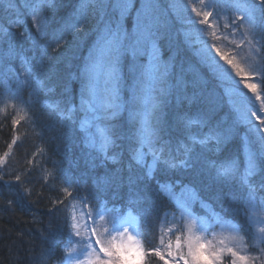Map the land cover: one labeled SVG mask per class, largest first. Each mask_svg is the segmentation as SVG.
<instances>
[{
    "label": "snow or ice",
    "instance_id": "obj_1",
    "mask_svg": "<svg viewBox=\"0 0 264 264\" xmlns=\"http://www.w3.org/2000/svg\"><path fill=\"white\" fill-rule=\"evenodd\" d=\"M0 6L17 13L10 27L21 24L16 0ZM65 7L39 0L29 8L31 28L19 33L29 49L0 38V83L13 74V98L30 118L38 106L80 150L72 167L83 161L85 170L59 185L63 198L50 209L77 238L67 264H264V99L257 93V106L243 91L255 93L257 83L236 62L264 91V0ZM217 225L228 235L206 241Z\"/></svg>",
    "mask_w": 264,
    "mask_h": 264
},
{
    "label": "trees",
    "instance_id": "obj_2",
    "mask_svg": "<svg viewBox=\"0 0 264 264\" xmlns=\"http://www.w3.org/2000/svg\"><path fill=\"white\" fill-rule=\"evenodd\" d=\"M37 3L39 0H16L22 20L19 26L12 27L9 26V18L17 13L4 12V6H0V38L4 41L11 39L17 47L22 44L23 48L29 49L30 41L22 40L19 33L31 28L29 8ZM73 3L74 0H65V11ZM10 33L16 34L14 39ZM4 48L7 49V43ZM10 66L19 68V61H12ZM9 77L0 83V157L8 153L4 164H0V175L4 176L0 181V264H39L42 257L47 258L50 264H60L61 257L65 258L70 232L64 230L62 221L50 209L58 197L63 198L59 185L69 176L78 177L85 170L83 161L80 168L72 167V161L80 157V150L73 139L64 135L66 130L36 105H32L35 116L30 118L25 104L13 98L12 93L18 85L13 74ZM19 91L21 99L27 101L32 88L25 83L19 86ZM13 140L15 144H12ZM9 144H12L10 152ZM45 148L46 152L42 154ZM231 151H236V148ZM53 161L59 162L57 166L63 170L55 183ZM26 169L30 170L27 176ZM18 174L21 175L19 182L15 180ZM88 183L91 187L90 180ZM197 212L204 214L199 208ZM239 219L244 220L243 217ZM152 227L157 229L155 244L159 246L160 226L154 223Z\"/></svg>",
    "mask_w": 264,
    "mask_h": 264
},
{
    "label": "rangeland",
    "instance_id": "obj_3",
    "mask_svg": "<svg viewBox=\"0 0 264 264\" xmlns=\"http://www.w3.org/2000/svg\"><path fill=\"white\" fill-rule=\"evenodd\" d=\"M165 2H166V0H161V3H162V4H165ZM208 38L210 39V36H209ZM236 62H237L238 64H240L241 67L245 68L244 79L247 80V82H249V83H257V88H256V92H255V93L252 92V91L249 90V89H246V88H244L243 91L247 94V96H249V97L252 98V100L254 101V103H255L257 106H259L260 101L255 100V96H256V94H257V93H261V99H264V91H262V86L258 83V79H259V78H258V77H255L253 74H251V73L249 72L247 66L240 62V59H239V58H237ZM241 88H243V84H241ZM254 119H255V118H254ZM257 123H258V121H257ZM149 159H150V158H149ZM76 210L79 211V205H78V204H77ZM202 215H203V214H202ZM170 219H171V218H170ZM213 223H214V222H213ZM168 226L175 228V225H174V224H169ZM166 230H167V229L165 228V231H166ZM221 233H222L224 236H227V235H228V233L224 232L223 229H222L219 225H217V226L214 228V230H213L212 232H209V233L205 234L204 238H205L206 241H207V240H214V236H218V235H220ZM176 234H177V235H180L179 232H177ZM185 234H186V233H185ZM197 234L199 235V233H197ZM76 239H77V238H75L74 236H72V235L70 234V240H69V243H68L67 247H65V250L68 249L69 247H71V248H73V249H78L79 246L75 243ZM173 240H174V238H173ZM65 250H64V253H65V256H64V257H65V258H64V262H65V264H67L68 257H67V254H66V251H65ZM184 250H185V252H186V251H187V248L185 247ZM205 259H206V257H205ZM181 264H182V262H181ZM226 264H230V258H228V259L226 260Z\"/></svg>",
    "mask_w": 264,
    "mask_h": 264
}]
</instances>
